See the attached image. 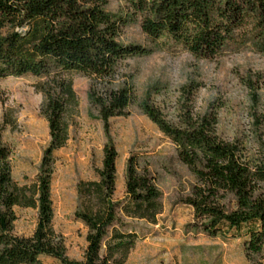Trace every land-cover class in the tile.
Segmentation results:
<instances>
[{
	"label": "trees",
	"instance_id": "obj_1",
	"mask_svg": "<svg viewBox=\"0 0 264 264\" xmlns=\"http://www.w3.org/2000/svg\"><path fill=\"white\" fill-rule=\"evenodd\" d=\"M120 1V7L109 11L107 0H0V79L25 74L40 78L35 89L42 95L40 112L49 137L39 172L28 187L12 178L11 149L0 140V264H43L42 256L62 264H123L136 239L134 232L120 229L124 218L155 223L161 212L159 190L154 174L136 153L125 161L123 199L112 197L117 154L108 135L109 118L127 114L137 103L135 88L120 71L125 59L158 49L212 60L250 43L264 52V0ZM131 22L147 45L118 40ZM71 73L88 78L89 104L107 135L96 178L76 182L73 214L86 229L78 260L67 257L61 235L52 228L49 199L53 152L68 139L78 107ZM260 79L242 80L255 130L254 149L237 137L219 135L215 104L192 112L188 104L196 89L193 82L181 87L183 100L173 120L164 118L153 101L137 103L193 179L178 200L192 210L188 225L209 237H241L247 264H261L264 244ZM3 121L11 125L8 117ZM16 206L37 209L30 236L14 230Z\"/></svg>",
	"mask_w": 264,
	"mask_h": 264
},
{
	"label": "rangeland",
	"instance_id": "obj_2",
	"mask_svg": "<svg viewBox=\"0 0 264 264\" xmlns=\"http://www.w3.org/2000/svg\"><path fill=\"white\" fill-rule=\"evenodd\" d=\"M120 6V0H107L105 8L114 11ZM118 40L148 43L135 22L124 26ZM120 71L135 88L138 104L153 101L163 117L171 120L183 100L179 95L181 87L193 82L196 89L188 104L192 112H203L211 103L215 104L219 135L227 140L237 137L251 149L256 147L242 80L261 78L258 106L264 110V52L258 45L250 43L236 53L212 60L193 58L182 51L169 54L155 49L146 56L125 59ZM39 80L29 74L0 79V140L11 149L12 178L18 185L27 187L36 179L42 152L49 140L47 124L40 112L42 95L35 89ZM71 83L78 107L68 129V139L53 152L49 199L52 228L61 235L67 257L78 260L85 247L86 229L73 214L77 206L76 182L96 178L107 135L89 104L88 78L71 73ZM137 103L128 108L127 114L109 118L108 135L117 154L112 197L123 199L125 161L129 154L136 153L154 174L161 212L153 224L124 218L120 229L134 232L136 239L123 264H247L241 237L218 234L209 237L188 225L192 210L178 200L193 179L186 167L176 160L167 137L146 118ZM4 117L10 119L11 125L4 126ZM259 130L258 137L264 142V126ZM15 214L14 230L30 236L36 224L37 209L16 206ZM260 254L261 264H264V244ZM41 262L62 264L49 256H42Z\"/></svg>",
	"mask_w": 264,
	"mask_h": 264
}]
</instances>
